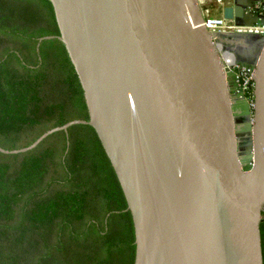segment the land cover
Listing matches in <instances>:
<instances>
[{
    "label": "water",
    "instance_id": "water-1",
    "mask_svg": "<svg viewBox=\"0 0 264 264\" xmlns=\"http://www.w3.org/2000/svg\"><path fill=\"white\" fill-rule=\"evenodd\" d=\"M50 1L89 120L0 151H27L53 132L89 124L133 216L135 264H264V35L205 26L222 17L263 24L248 8L257 0L222 4L218 16L204 14L198 0ZM218 36L248 52L237 63L255 71L253 106L236 93L235 63L221 61Z\"/></svg>",
    "mask_w": 264,
    "mask_h": 264
},
{
    "label": "trees",
    "instance_id": "trees-1",
    "mask_svg": "<svg viewBox=\"0 0 264 264\" xmlns=\"http://www.w3.org/2000/svg\"><path fill=\"white\" fill-rule=\"evenodd\" d=\"M50 0H0V146L89 120ZM261 237L264 257V205ZM133 216L89 124L0 151V264H135Z\"/></svg>",
    "mask_w": 264,
    "mask_h": 264
},
{
    "label": "built area",
    "instance_id": "built-area-1",
    "mask_svg": "<svg viewBox=\"0 0 264 264\" xmlns=\"http://www.w3.org/2000/svg\"><path fill=\"white\" fill-rule=\"evenodd\" d=\"M202 11L206 15H211L210 9L203 7L202 1L198 0ZM256 11L259 15H264V4H258L256 6ZM205 26L211 31H228V32H242V33H255L264 35V23L263 24H253V25H238L234 20L220 18V19H207L205 21ZM230 69L235 74L233 81L236 83L235 89L236 93L244 95L249 101L250 105L253 106L254 103V69L244 66L242 64H235L230 66ZM235 70H238L236 72ZM251 79V80H250ZM250 81V83H249Z\"/></svg>",
    "mask_w": 264,
    "mask_h": 264
},
{
    "label": "bare ground",
    "instance_id": "bare-ground-1",
    "mask_svg": "<svg viewBox=\"0 0 264 264\" xmlns=\"http://www.w3.org/2000/svg\"><path fill=\"white\" fill-rule=\"evenodd\" d=\"M240 33H242V32H240ZM251 34H255V33H251ZM254 37H255V35H253L252 37H249V39L247 41L248 43H249V41L253 42L251 45L248 44V45H250L249 51H252L257 46L256 43H255L256 40H255ZM218 41H219V43L221 44V47H222L221 48L222 52L220 54L221 61L225 65H229L228 62H232V63L240 65V63H237V62L245 61V54L248 53V52H246V50L245 51L244 50H241V51L239 50L238 51V49L235 50L234 47L231 46L232 45V42H231L232 40H230V39H229V41H227L225 39L223 40V37L221 38V37L218 36Z\"/></svg>",
    "mask_w": 264,
    "mask_h": 264
},
{
    "label": "crops",
    "instance_id": "crops-1",
    "mask_svg": "<svg viewBox=\"0 0 264 264\" xmlns=\"http://www.w3.org/2000/svg\"><path fill=\"white\" fill-rule=\"evenodd\" d=\"M253 0H203L202 5L203 7L209 8L211 15H222V4H235L236 2H239L241 4L248 5ZM262 1H255L254 5L252 7H248L251 10H255L258 4H261Z\"/></svg>",
    "mask_w": 264,
    "mask_h": 264
},
{
    "label": "rangeland",
    "instance_id": "rangeland-1",
    "mask_svg": "<svg viewBox=\"0 0 264 264\" xmlns=\"http://www.w3.org/2000/svg\"><path fill=\"white\" fill-rule=\"evenodd\" d=\"M245 109V108H244ZM244 109L240 108V112H242ZM249 133L248 131H239V140L242 144L246 143L249 139Z\"/></svg>",
    "mask_w": 264,
    "mask_h": 264
},
{
    "label": "flooded vegetation",
    "instance_id": "flooded-vegetation-1",
    "mask_svg": "<svg viewBox=\"0 0 264 264\" xmlns=\"http://www.w3.org/2000/svg\"><path fill=\"white\" fill-rule=\"evenodd\" d=\"M232 82H233V85L235 86L236 85V83L232 80ZM242 117H244V113L242 112L241 114H240Z\"/></svg>",
    "mask_w": 264,
    "mask_h": 264
}]
</instances>
